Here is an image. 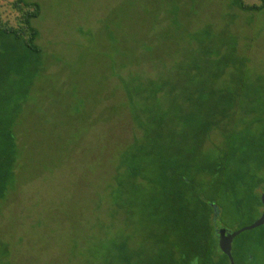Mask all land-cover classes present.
<instances>
[{
    "label": "rangeland",
    "instance_id": "374dc122",
    "mask_svg": "<svg viewBox=\"0 0 264 264\" xmlns=\"http://www.w3.org/2000/svg\"><path fill=\"white\" fill-rule=\"evenodd\" d=\"M26 1L39 7L32 24L45 55L17 118L22 163L0 207L5 261L158 264L169 252L180 258L187 249L181 230L166 234L161 221L169 210L163 189H170L161 160L172 151L177 158L193 151L188 201L192 210L205 201L204 211L217 203L212 232L216 224L233 232L260 218L264 188L255 183L264 184V165L256 155L247 168L229 159L221 177L209 170L233 157L229 136L252 137L264 127V115L255 124L264 106L251 103L264 74V0H241L263 4L260 11L239 10L234 0ZM12 3L0 0V15L15 26L20 13ZM235 48L245 62L240 70ZM228 93L232 106L222 101ZM197 118L215 125L203 133ZM236 169L249 175L230 190L226 178ZM232 246L237 264H264V225Z\"/></svg>",
    "mask_w": 264,
    "mask_h": 264
},
{
    "label": "trees",
    "instance_id": "16d2710c",
    "mask_svg": "<svg viewBox=\"0 0 264 264\" xmlns=\"http://www.w3.org/2000/svg\"><path fill=\"white\" fill-rule=\"evenodd\" d=\"M234 3L242 11H260L263 8V4L260 6H247L241 0H234ZM11 7L20 13L15 26L3 21L0 15V207L1 204L7 201L18 181L16 174L17 167L21 166L20 163H22L20 158L22 143L18 142L20 136L18 134L17 118L27 100H29L30 90L35 78L42 73L41 66H44L43 56L45 55L43 48L37 44L38 30L32 24V20L39 15L37 4L29 3L26 0H13ZM222 46L224 49L226 48L224 44ZM236 48L233 51V59L237 61L238 58V70H240L245 62L243 63L239 51L237 55ZM229 66V64L225 65L224 70ZM200 68L199 70H201ZM117 72H120V70ZM215 78L219 79L218 75ZM255 82H259L258 85L252 87L256 89L254 97L257 98L252 99L251 103L256 109L258 105L260 107L264 106V74L257 77ZM219 91L222 92L221 89ZM222 98L223 100H221L224 103L232 106L233 94L228 93L226 97L222 96ZM225 112L227 113V111ZM260 112L262 113L264 110ZM262 115L264 114H259V117L255 119V124H262ZM196 120L203 133H207L215 125L214 121H209L207 118H197ZM248 129L250 130V128ZM247 135H250L249 132L238 133L237 137L229 136L230 141L228 144L229 146L232 144L229 154L233 157L225 155L224 163L222 156L220 158L221 163L211 166L212 169L209 171L213 178L218 175L222 176L221 174L225 170L224 165L231 158H237V162L247 168V163L250 160L252 161L256 155V158L264 165V127L262 132L257 135L252 137H247ZM192 153L193 151H189L186 158L182 156L177 158L172 151L164 154L162 160L159 158L162 162V174L170 184V189H163L166 199L169 201V210L165 217H161V221L162 219L165 221L164 232L181 230L183 234L180 233L179 239L185 240V248L187 249L182 250L181 257L176 260L170 259V252L167 250L169 253L163 254L158 264H229L228 258L220 251L218 244L213 241L214 239L211 236L214 233L215 240L217 243L219 242L218 230L222 226L216 224L212 232L211 221L212 214L217 213V203L210 201V211H204L208 205L205 201L202 202L201 209L192 210L190 208L187 195L188 190H191L189 185H192V180L185 174L187 173L185 170L190 168L188 162L191 161ZM201 170L205 171V168ZM236 170L237 172H234L236 175L226 178L230 190L238 185L239 177L245 178L249 175L244 170L242 174L238 173V169ZM212 183L214 185V182ZM167 186L166 184L163 187ZM255 186L258 189L264 188L261 179L255 183ZM260 204L262 207V203ZM184 235H186V238H182ZM2 244H0V264H9L5 261L10 256L9 245L4 242ZM122 249L124 248L122 247ZM216 253L222 257H215ZM232 257L235 264H237L233 255V246ZM129 263L128 259L127 264Z\"/></svg>",
    "mask_w": 264,
    "mask_h": 264
},
{
    "label": "water",
    "instance_id": "95a60500",
    "mask_svg": "<svg viewBox=\"0 0 264 264\" xmlns=\"http://www.w3.org/2000/svg\"><path fill=\"white\" fill-rule=\"evenodd\" d=\"M261 203H262V214L259 219H257L250 226L242 228L238 231L229 232L223 228L218 230L219 235V249L220 251L228 258L229 264H235L234 259L232 257V243L233 240L239 236L242 232L250 231L256 228H259L264 225V191L261 195Z\"/></svg>",
    "mask_w": 264,
    "mask_h": 264
},
{
    "label": "flooded vegetation",
    "instance_id": "af4514ba",
    "mask_svg": "<svg viewBox=\"0 0 264 264\" xmlns=\"http://www.w3.org/2000/svg\"><path fill=\"white\" fill-rule=\"evenodd\" d=\"M262 210H263V208H262Z\"/></svg>",
    "mask_w": 264,
    "mask_h": 264
}]
</instances>
